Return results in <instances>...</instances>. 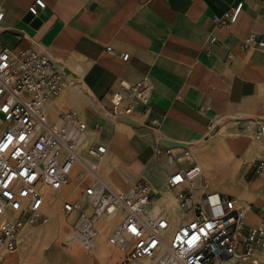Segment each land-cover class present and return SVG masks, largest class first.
Instances as JSON below:
<instances>
[{
  "label": "crops",
  "instance_id": "crops-1",
  "mask_svg": "<svg viewBox=\"0 0 264 264\" xmlns=\"http://www.w3.org/2000/svg\"><path fill=\"white\" fill-rule=\"evenodd\" d=\"M35 1L0 0V44L15 53L42 49L72 82L48 102L51 115L54 102L71 100L75 108L69 111L87 123L89 141L105 143L129 179L147 182L155 202L168 188L169 175L189 167V161L177 159L180 147L197 148L199 158L207 138L223 127L225 138L202 161L204 173L215 162L211 176L201 174L189 191L195 200L211 192L255 196L247 214L254 223L247 222L259 224L264 177L257 172L256 154L264 141L253 134L264 120V51L246 43L251 34L264 39V0H44L45 8L28 20ZM239 6L233 22L219 21ZM142 80L151 87L146 103L133 100L122 85ZM117 91L126 94L123 107L134 105L125 117L113 113ZM228 154L239 161L238 170L225 160ZM80 171L77 165L74 174ZM88 182L85 174L52 196L59 192L63 200H78ZM45 214L51 219L48 230L73 261L100 257L102 264L126 263V255L111 250L105 220L98 223L96 241L83 246L58 211Z\"/></svg>",
  "mask_w": 264,
  "mask_h": 264
},
{
  "label": "built area",
  "instance_id": "built-area-1",
  "mask_svg": "<svg viewBox=\"0 0 264 264\" xmlns=\"http://www.w3.org/2000/svg\"><path fill=\"white\" fill-rule=\"evenodd\" d=\"M45 6L44 0H36L30 12L37 15ZM240 7L219 21L233 22ZM3 18L0 8V24ZM246 45L264 51V39L257 40L253 34ZM122 58L128 60L129 54ZM122 85L133 100H149L151 87L146 80L132 87ZM67 86L64 73L42 49L32 47L15 53L0 44V256L18 246L23 227L46 219V186L59 190L69 185L76 165L81 164L91 181L84 191L87 207H82L75 233L86 242L92 240L95 236L90 232L94 234L98 219L112 212L122 214L110 240L127 248L125 264H264V214L259 224L249 225L251 207L239 205L234 196L211 192L204 194L203 200H195L190 185L202 172L189 148L181 146L177 156L179 161H189V167L167 179L168 188L176 190L183 214L179 220L167 208L152 215L155 200L145 180L128 191L112 187L99 169L84 159L86 155L102 159L108 146L89 141L87 123L72 110L61 112V123H57L51 122L44 109L46 101ZM125 98L121 91L112 94L114 115L132 111L131 102L122 106ZM257 122V135L264 136V120ZM167 152L175 155L172 149ZM256 169L263 175L264 158L257 161ZM60 208L69 217L82 209L69 200H63Z\"/></svg>",
  "mask_w": 264,
  "mask_h": 264
},
{
  "label": "rangeland",
  "instance_id": "rangeland-1",
  "mask_svg": "<svg viewBox=\"0 0 264 264\" xmlns=\"http://www.w3.org/2000/svg\"><path fill=\"white\" fill-rule=\"evenodd\" d=\"M58 65L60 67L62 66L60 64H58ZM61 69H62V67H61ZM71 86H72V82L70 83V81H69L68 87H71ZM51 99H53V98H51ZM54 104L56 105L55 108L57 111L56 110L51 111L52 115L46 109L47 110L46 112H48L47 114H49V116H50L49 118H50L51 122H57V117H56L57 113L59 115V112H62V111L68 112L69 109L75 108V106H74L75 104L72 103L71 100H69V99H68V101H65L64 103L57 101V102H54ZM55 112H56V115H55ZM224 131L225 130L223 129V127H221L220 133H219V131H213L212 137L207 138L208 141L205 142L206 147H204L203 151L200 153L199 158L197 156V150L198 149L193 147V146L191 147V156L193 157L195 162H197V165L201 167V170L203 168L202 161H204L203 159H204V154H205L206 150H211L213 148L214 144L216 143V141L225 138V137H223V133H225ZM253 137H254V139L260 138L262 141H264V137H260L256 134H253ZM112 150L114 151L113 146H112ZM256 156H259L260 158H264V143L259 148V151L256 154ZM84 158L89 162H95L96 164H98L99 165L98 169H99V172L102 175V177L115 189L126 191V190H129L130 188H132V186L136 182V180L129 179L126 176V174L123 172L122 168L120 167L122 160L121 159H115L114 156L111 155L110 153L105 155L102 159L91 158L87 155L84 156ZM225 160L228 162H231L233 164V166L236 168V170H238L239 161L234 159V157H232V155H229V154L226 155ZM212 164L210 161L208 163L207 168H204V170H206V173H204V171H202V174H205L206 176L208 175L207 177H210L212 174V173L210 174V170H211L210 168H211ZM214 164H215V162H214ZM80 167H81V171L83 172L84 168L81 165H80ZM86 175H88L89 181H91V176L88 173H86ZM122 179L127 180L128 182L123 183ZM198 179H200V177ZM259 180L261 181V179H259ZM119 181L123 184H121ZM117 182H119V183H117ZM262 182L264 183V181H262ZM231 183L234 184L235 179H232ZM87 184L88 183H86L82 186L81 194L77 198L78 199L77 204L79 205V208L84 207V205L87 207V202L85 201V199L83 201L84 197L82 198ZM116 184H120V187ZM248 185H250V184H248ZM244 192H246V191H244ZM52 195H54V194H52ZM55 196H56V199L50 198V194H49V197L45 203L46 208H45L44 212L47 213L50 210V211H52L53 214H55V212L58 211L59 214L62 215V217H63L65 226H67L73 232H76L74 229L75 224L78 222L82 212H84V208H82L83 210L80 209V210L76 211V215L72 216L69 219V216H65L63 214L61 208H60V203L63 202V198L61 196H59V192H57L55 194ZM254 197H252V198L250 196L241 197L239 195H236V198L239 199L238 204L244 205L246 207L250 203H252V202L254 203L256 201V199ZM260 201H261L260 203L264 202V195L260 196ZM156 202H157V205L162 206L161 208L163 210L166 208V206H164V204L166 203L171 210H177L180 217H182L183 214L179 208V202L177 200H175V192H173L172 190H169L167 188L163 193L162 199L159 201H156ZM90 212H91V210H90ZM90 212L87 214H90ZM257 221L259 222V220H257ZM50 223H51V219L49 218L46 222H44V220H41L40 222H38L36 224L27 225L19 234L18 246L14 250L6 252L2 256H0V264H102L103 260L100 257L89 258V260H91L90 262H86L84 260V258L73 261V258H71L69 256V254H67L65 251H63L61 249L60 245L57 244V239H56L57 234L48 230V225H50ZM110 233H111V231H110ZM75 234L79 236V234H77V233H75ZM91 241H93V242L96 241V238H95V240H91ZM107 241H108L113 253H121L124 256L127 254L126 252L118 249L117 245L110 243L109 239ZM80 244H83V246H85V241L82 243L80 242ZM125 250H127V248H125ZM241 264H248V263L244 262Z\"/></svg>",
  "mask_w": 264,
  "mask_h": 264
},
{
  "label": "bare ground",
  "instance_id": "bare-ground-1",
  "mask_svg": "<svg viewBox=\"0 0 264 264\" xmlns=\"http://www.w3.org/2000/svg\"><path fill=\"white\" fill-rule=\"evenodd\" d=\"M68 88V86L67 87H65L62 91H61V93L58 95V96H60L66 89ZM58 96H56V97H54L53 99H55V98H57ZM53 99H49V100H47L46 101V103H45V105H44V109L46 110L47 109V104H48V102L49 101H51V100H53ZM47 111V110H46ZM63 112V111H62ZM65 112V111H64ZM48 113V112H47ZM61 113V112H60ZM59 113V114H60ZM60 117V116H59ZM119 117H125L124 115L123 116H119ZM116 118V117H115ZM57 123H61V121H59V122H57ZM85 159V158H84ZM86 160V159H85ZM87 161V160H86ZM89 164H91L92 166H95V168H98V166H97V164L95 163V162H89V161H87ZM77 165H79V164H77ZM76 165V166H77ZM81 165V164H80ZM79 165V166H80ZM76 168V167H75ZM200 170H201V167H200ZM74 171H75V169H74ZM81 172V171H80ZM201 172H202V170H201ZM74 173V172H73ZM79 173V172H78ZM78 173L75 175V174H73L74 175V178H73V180H72V182L69 184V185H66L65 187H68V186H70V185H72L73 184V182L75 181V180H79V179H82V177H84V175L86 174V173H88L86 170H84L83 172H81V174L80 175H78ZM89 174V173H88ZM90 175V174H89ZM263 177H264V173H263V175H262ZM200 177V176H199ZM46 189H47V191H48V193L50 194V198H54L53 196H52V194H54V192L56 191V190H54L50 185L48 186H46ZM46 191V192H47ZM83 197H84V194H83ZM82 197V198H83ZM175 200H176V197H175ZM83 201H84V198H83ZM74 203H77V200H74L73 201ZM85 206V205H84ZM164 206H166V208H167V210L170 212V213H172L173 214V216H174V219L175 220H179L180 219V215H179V213H178V211L177 210H171L169 207H168V205L165 203L164 204ZM244 206V205H243ZM162 206H159V205H157V203L154 201L153 202V204H152V210H151V213H152V215H154V216H156V215H158L159 213H160V211H162V208H161ZM246 207V206H245ZM250 207H252V205H247V207L246 208H250ZM45 208H46V205H44V210H45ZM90 212V208L88 207L87 208V213H89ZM251 212V211H250ZM46 215V214H45ZM76 215V211L69 217V219L72 217V216H75ZM250 216V215H249ZM249 216L247 217V220H249L250 221V219H249ZM121 217H122V214H120V213H118V212H112L111 214H107V215H105V216H103V217H101L100 219H98V221H97V223H96V226H95V228H96V230H95V232H94V234H93V231H91L90 232V234L92 235V236H97V234L99 233V229H98V223L101 221V220H105L104 222H103V227H102V230H103V232H106L107 234H108V239L110 240V234L114 231V229H116L117 227H118V225H119V223H120V220H121ZM48 220V217L46 216V219L44 220V222H46ZM110 222H111V224H110ZM250 222H252V221H250ZM116 225H115V224ZM252 223H254V222H252ZM115 225V226H114ZM114 226V227H113ZM26 227V226H25ZM25 227H23L21 230H20V232L25 228ZM113 227V228H112ZM75 229V228H74ZM110 231H111V233H110ZM20 232H19V234H20ZM19 234H18V237H19ZM89 234V235H90ZM91 235H90V237H91ZM94 237V238H95ZM93 238V239H94ZM92 239V240H93ZM88 241H91V239L90 238H88L87 239ZM110 243H111V240H110ZM117 248H119L120 250H122V251H125L126 253H127V250H125V246H123V245H117ZM263 255H264V253H263Z\"/></svg>",
  "mask_w": 264,
  "mask_h": 264
},
{
  "label": "water",
  "instance_id": "water-1",
  "mask_svg": "<svg viewBox=\"0 0 264 264\" xmlns=\"http://www.w3.org/2000/svg\"><path fill=\"white\" fill-rule=\"evenodd\" d=\"M32 17H33V14L30 13V14H28V16H27V19L30 20Z\"/></svg>",
  "mask_w": 264,
  "mask_h": 264
},
{
  "label": "snow or ice",
  "instance_id": "snow-or-ice-1",
  "mask_svg": "<svg viewBox=\"0 0 264 264\" xmlns=\"http://www.w3.org/2000/svg\"><path fill=\"white\" fill-rule=\"evenodd\" d=\"M177 179H179V177H177ZM133 231H135V229H133Z\"/></svg>",
  "mask_w": 264,
  "mask_h": 264
}]
</instances>
